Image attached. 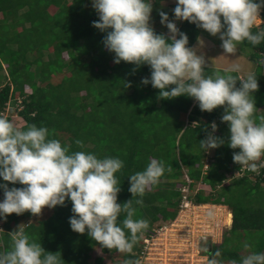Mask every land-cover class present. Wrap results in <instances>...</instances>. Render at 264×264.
Masks as SVG:
<instances>
[{"label": "trees", "instance_id": "obj_1", "mask_svg": "<svg viewBox=\"0 0 264 264\" xmlns=\"http://www.w3.org/2000/svg\"><path fill=\"white\" fill-rule=\"evenodd\" d=\"M89 1L0 0V117H3L6 103L14 98L21 106L17 109L21 121L16 123L18 126L46 127L51 133L49 139L60 140L62 145L70 146L72 152L85 151L99 158L121 159L124 167L116 173L121 187L117 202L121 204L133 198L128 190L130 176L143 171L151 159L163 161L166 168L170 166L172 171H166L159 183L146 191L143 206L133 205L137 209L134 219L149 222L147 231L155 221L176 216L184 167L190 179L199 180L212 189L224 181L217 197L200 191L194 197L195 202H216L224 196L223 202L232 209L230 232L259 231L260 239L253 252H264V207H253L249 203L253 193L264 183V168L253 178L249 175L232 177L231 167L238 169L240 165L233 162V150L225 143L213 149V162L208 171L205 174L201 171L207 156L200 145V140L207 135L204 129L207 127L211 131L210 123L215 121L218 125L216 135L226 140L230 136L228 123L221 122L224 108L201 111L198 103L186 95L159 99V89L141 83L142 78H150V66L145 64L133 72V64L114 63L115 54L102 43L106 33L92 25L99 18ZM161 1L152 0V3ZM176 3L161 9L170 19L174 18ZM49 6H54L55 12H49ZM161 10L156 15L160 22ZM260 17L263 22L253 27V33L264 31V9ZM177 26L188 35V47H191L200 29L188 21H177ZM154 30L157 34H168V29ZM242 44L251 50L248 58L255 63L253 72L260 87L252 99L258 109L264 106V64L259 62L264 59V42L252 45L244 41ZM80 63L84 65L81 67ZM215 69L206 67L205 76ZM64 71L59 83H51V76ZM77 74L84 77H77ZM237 86H240L239 81ZM256 115H264V112ZM5 118L12 122L8 115ZM61 132H68L69 136L66 138ZM77 140L83 142V148L76 144ZM3 183H9V187H23L0 177V184ZM0 191L4 197L3 189ZM31 215L30 212L13 213L7 220L0 217L4 229L0 236V252L11 250L9 233L21 227L46 251L59 252L62 264H101L108 261L106 254H118L115 249L102 248L87 231L80 234L71 229L70 200L66 201V206L52 208L51 215L44 220L21 224L20 218ZM123 218L122 214L120 221ZM245 237L248 239V235ZM139 243L132 254H122L119 261L108 264H125L129 260L133 264ZM234 247L235 244H230L223 236L220 243L211 246L209 254L214 257L219 250L221 255L216 259L239 258L241 261L239 248L236 252L232 250ZM96 248L100 254L91 261Z\"/></svg>", "mask_w": 264, "mask_h": 264}, {"label": "clouds", "instance_id": "obj_2", "mask_svg": "<svg viewBox=\"0 0 264 264\" xmlns=\"http://www.w3.org/2000/svg\"><path fill=\"white\" fill-rule=\"evenodd\" d=\"M89 2L99 16L92 25L106 33L102 43L115 54L114 63L133 64V72L145 64L150 66V78H142L141 83L159 89V99L186 95L198 103L201 111L224 108L221 122L228 123L230 136L226 140L216 135L218 125L213 121L211 131L206 127L207 135L200 140L206 152L227 143L231 149H239L233 152L234 163L257 174L260 168H264V115H256V102L252 99L260 87L256 74L238 75L241 66L233 64L223 70L216 68L211 75L205 76L206 66L210 68L212 64L208 65L205 56L198 53V48L188 47L189 37L176 23L188 21L210 35L218 36L224 54L235 55L237 46L244 41L252 45L264 42V31H252L264 9V0H177L173 9L174 19H170L163 10L159 12L161 24L168 29L167 35L157 34L150 24L152 0ZM259 62L264 64V59ZM50 135L46 127L32 124L25 128L0 117V177L13 185H23L9 187V183L0 184L4 192L0 217L7 220L13 213L22 215L25 212L39 217L44 208L66 206V201L70 200L73 215L69 223L73 231L80 234L87 231L89 237L104 249L132 254L134 246L149 228L147 220L134 219L137 209L133 205L142 207L146 191L157 185L165 172H171L172 168H166L161 160L151 159L143 171L130 176L128 190L133 198L121 204L117 202L121 187L116 176L124 167L121 159L99 158L85 151L72 152L70 146L62 145L60 140L49 139ZM76 144L83 148L82 141L77 140ZM234 169L237 168H232L230 174ZM206 172L202 171V174ZM194 181L204 189V194L211 193L215 197L224 184L223 181L212 189L199 180ZM223 199L224 196L213 203L230 210V223H226L225 230L231 227L232 209ZM122 214L124 218L120 221ZM30 222L25 220V224ZM9 235L11 250L0 252V264H62L59 252L46 251L23 228L19 227ZM207 244L211 250L216 243ZM249 247L244 244L245 249ZM220 255L217 250L208 264H219L216 257ZM125 264H132V261ZM135 264H140V261L136 260ZM240 264H264V252H250L242 256Z\"/></svg>", "mask_w": 264, "mask_h": 264}, {"label": "built area", "instance_id": "obj_3", "mask_svg": "<svg viewBox=\"0 0 264 264\" xmlns=\"http://www.w3.org/2000/svg\"><path fill=\"white\" fill-rule=\"evenodd\" d=\"M90 1L92 3V0ZM95 14L99 18L96 11ZM8 103H6L5 110L8 108ZM20 108L21 106H18L17 109ZM2 115L3 117L6 116L3 113ZM262 160H264V157H262ZM212 162L211 156L207 153L202 162V171L206 172ZM258 174L250 172L246 166L241 167L240 165L238 169L233 170L231 176L239 178L249 175L250 178H253ZM193 183L194 180L187 175L184 176L182 184L178 187L180 201L176 216L168 220H158L149 231L144 233L136 251V260H139L140 264H208L212 259L206 254V244L217 243L220 240L218 238L222 236L223 229L227 226L225 218L228 215L231 216V213L230 210L220 204L195 202L194 197L200 192V188L193 190ZM3 199L4 197L0 191V202ZM199 206L202 209H208L207 212L212 215V218L208 220L206 217L203 218L204 220L200 219L199 216L203 213L200 214L198 213L199 210L195 209ZM189 214L196 217H192L193 220L190 221L183 218L184 215ZM3 231L2 221H0V236ZM135 261L133 264H135ZM108 262L104 261L101 264H108Z\"/></svg>", "mask_w": 264, "mask_h": 264}, {"label": "rangeland", "instance_id": "obj_4", "mask_svg": "<svg viewBox=\"0 0 264 264\" xmlns=\"http://www.w3.org/2000/svg\"><path fill=\"white\" fill-rule=\"evenodd\" d=\"M174 2H177V0H164L163 2H161L160 5H158V4L153 5V11L151 14L150 24H155V26H158L159 28L166 30L167 27L165 25L161 24L160 20H158L156 15H157V12L159 11L160 7L164 6V8H169ZM54 11H55L54 7L49 8V12H54ZM50 14H52V13H50ZM262 22H263V20L260 17H258V19L256 21V26L260 25ZM199 29H200V35L201 36L207 38L214 45H217V47L215 46L213 49H201V47H199L198 44H196V46H194V47L198 48L199 54H203L205 56V59L208 61V64H212L213 68H223L224 69L227 67H231L233 64H239L241 66V71L244 73L250 72V71L253 72L255 70V63H253L248 58V54L251 52V50L248 47L243 46V44H239L237 46L238 51L236 53V56L231 55V54H229V56H228V55L224 54V50L220 46L222 41L218 38V36L214 37V36L210 35L207 31H205L201 28H199ZM216 48L218 50L217 52H216ZM238 55H239V57H238ZM83 65H84V63L83 64L80 63L79 66L82 67ZM4 66L5 65L3 64V67ZM220 66H222V67H220ZM33 68L34 67L32 66L31 69H33ZM81 70H83V69H81ZM65 73L66 72L64 71V72H61V73H58V74L51 76L50 77L51 83H53V84L59 83L61 78L64 76ZM4 74H5V72H4ZM76 76L77 77H84V75H81V74H77ZM47 81H49V79ZM44 83L45 82L39 83V84L43 85ZM6 106H7V104H6ZM6 106H5V108H6ZM18 106H19V103H17V101L14 98H11L9 103H8L7 110L4 109V112H3L4 115H8L12 119V122L14 124L21 122L19 120L18 114H17L18 113V111H17ZM181 116H182V119H184V120L186 119L184 115H181ZM60 135L67 138L69 136V133L68 132H61ZM232 150L233 151H231V155L233 154L234 151H239L238 149H235V150L232 149ZM207 153L209 154V156H212L213 149H211ZM183 171H184V173L180 177V180H184V176L187 175L185 168L183 169ZM251 180H254V179H251ZM196 188H200L201 191L204 190V189H202V187H200V185L197 181H194L193 190H195ZM205 192H207V191H205ZM249 203L253 207H259V206L264 207V185L257 192L253 193V196H252V198H250ZM195 209L199 210L198 213H200V214L203 213L204 216L203 215L199 216L200 219L204 220L203 219L204 217H206L207 220L212 218V215L209 214V212H207L208 209H202L201 206L195 207ZM51 211H52V209L49 210V212H51ZM206 213H208V214H206ZM184 216L185 217H183V218L186 220H189V221L193 220L192 217H196V216H193L192 214L184 215ZM39 219H40V217H36L34 219H31L30 221L31 222H37ZM227 230L228 229L223 230L222 236L219 237L218 239H221L223 236H225L224 234H226ZM259 233H260L259 231H251L249 233L248 239H247L249 242H246L248 245H250V247L248 249L244 248V246H243L244 242L238 241L239 238H237V237L230 236V238H227V241L230 244H235V247L232 250H235L237 252V249L239 248V253H241L242 255H247L250 252H253L254 245L258 243V241L260 239L259 236L261 234V233L260 234ZM241 240L244 241V238H241ZM241 246H243V247H241ZM207 253H209V252H207ZM99 254H100L99 249L96 248V250L92 253L91 261L94 259L95 256H97ZM121 256H122V254H120V253H118L114 256L106 254L105 259L114 263L116 261H119ZM223 259H224L223 257H221V259H218L219 264H232L233 263V261H231V260H225V259L223 260Z\"/></svg>", "mask_w": 264, "mask_h": 264}, {"label": "crops", "instance_id": "obj_5", "mask_svg": "<svg viewBox=\"0 0 264 264\" xmlns=\"http://www.w3.org/2000/svg\"><path fill=\"white\" fill-rule=\"evenodd\" d=\"M164 0H162L161 2H163ZM161 2L158 4V5H160L161 4ZM50 7H52V6H49L48 7V11H49V8ZM54 7V6H53ZM161 9H165L164 8V6H162V7H160L159 8V10H161ZM56 10V9H55ZM55 12V11H54ZM261 18V17H260ZM262 19V18H261ZM159 20V19H158ZM151 26L153 27V28H159L158 26H155V24H151ZM202 40V41H201ZM196 44H198L199 45V47H201V49H213L215 46L217 47V45H214L211 41H209L207 38H205V37H203V36H201L200 34L198 35V37H197V39H196V41L192 44V46L191 47H194V46H196ZM220 48V47H219ZM221 49V48H220ZM212 51V50H211ZM218 50H217V48H216V52H217ZM222 51V50H221ZM235 56H236V54H235ZM238 57H239V55H238ZM208 65H211V64H208ZM206 67H208V66H206ZM220 67H222V66H220ZM213 68V67H212ZM219 69H223V68H219ZM249 69V68H248ZM262 70H263V73H264V65H263V67H262ZM250 72H252V71H250ZM247 73L248 72H246V73H244V72H242V71H240V73L238 74V75H241V76H245L246 77V75H247ZM257 112L258 113H262V112H264V106H262V107H259L258 109H257ZM231 164V162L229 163V165ZM185 168V167H184ZM231 169H232V167H231ZM264 185V183H262V186ZM204 187H207V186H204ZM52 208H44L43 209V212H42V215L41 216H39L40 217V219L38 220V221H41V220H44V219H46V218H48L51 214L50 213H52V211L51 212H49V210H51ZM47 212V213H46ZM48 214V215H47ZM34 218H36V216H33V215H31V216H29V217H27V218H20V219H22V220H20V222H21V224H22V222H24L25 220H28V221H30L31 219H34ZM37 221V222H38ZM37 222H34V223H37ZM225 235V237H227V238H230V236H233V237H237V238H239V240L240 241H242V242H244V244L246 243V242H249L247 239H246V235H249V233L248 232H246V231H238V232H235L234 234H232L231 232H230V230L228 229L227 230V232H226V234H224ZM241 238H244V241L243 240H241ZM221 240H222V238L220 239V240H218L217 241V244L218 243H220L221 242ZM244 246V245H243ZM242 246V247H243ZM239 255H241V256H244V255H242L241 253H239ZM218 260V259H217ZM224 260V259H223ZM225 260H231V261H235L236 262V264H240V260H239V258H237V259H225ZM233 264V263H232Z\"/></svg>", "mask_w": 264, "mask_h": 264}, {"label": "bare ground", "instance_id": "obj_6", "mask_svg": "<svg viewBox=\"0 0 264 264\" xmlns=\"http://www.w3.org/2000/svg\"><path fill=\"white\" fill-rule=\"evenodd\" d=\"M8 110H9V109H8ZM225 221H226L227 224L230 223V215L226 216Z\"/></svg>", "mask_w": 264, "mask_h": 264}, {"label": "water", "instance_id": "obj_7", "mask_svg": "<svg viewBox=\"0 0 264 264\" xmlns=\"http://www.w3.org/2000/svg\"><path fill=\"white\" fill-rule=\"evenodd\" d=\"M206 251L209 252L210 251V244L206 245Z\"/></svg>", "mask_w": 264, "mask_h": 264}]
</instances>
